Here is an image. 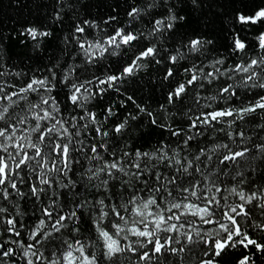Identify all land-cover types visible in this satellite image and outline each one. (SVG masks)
Returning <instances> with one entry per match:
<instances>
[{
    "label": "snow or ice",
    "instance_id": "snow-or-ice-1",
    "mask_svg": "<svg viewBox=\"0 0 264 264\" xmlns=\"http://www.w3.org/2000/svg\"><path fill=\"white\" fill-rule=\"evenodd\" d=\"M0 264H264V0L0 32Z\"/></svg>",
    "mask_w": 264,
    "mask_h": 264
},
{
    "label": "trees",
    "instance_id": "trees-1",
    "mask_svg": "<svg viewBox=\"0 0 264 264\" xmlns=\"http://www.w3.org/2000/svg\"><path fill=\"white\" fill-rule=\"evenodd\" d=\"M85 2L88 3L89 0ZM108 2L110 0H91L93 5L100 3L103 6ZM46 4L47 0H19V4L16 0H0V32H9L13 27H19L24 21L40 19L44 15ZM104 10H107L106 7ZM201 20L205 18L201 17ZM219 23L218 19H213L209 22V27H218ZM134 87L140 92L143 86L136 84Z\"/></svg>",
    "mask_w": 264,
    "mask_h": 264
}]
</instances>
